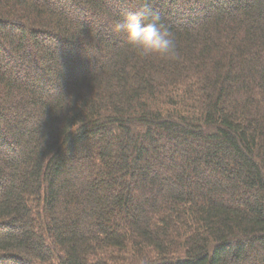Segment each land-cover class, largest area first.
I'll return each mask as SVG.
<instances>
[{"label": "trees", "instance_id": "16d2710c", "mask_svg": "<svg viewBox=\"0 0 264 264\" xmlns=\"http://www.w3.org/2000/svg\"><path fill=\"white\" fill-rule=\"evenodd\" d=\"M139 2L0 0V264H264V0Z\"/></svg>", "mask_w": 264, "mask_h": 264}, {"label": "clouds", "instance_id": "9594fccd", "mask_svg": "<svg viewBox=\"0 0 264 264\" xmlns=\"http://www.w3.org/2000/svg\"><path fill=\"white\" fill-rule=\"evenodd\" d=\"M112 31L122 34L124 42L144 57L173 58L176 46L152 0L139 4L123 13L111 24Z\"/></svg>", "mask_w": 264, "mask_h": 264}, {"label": "rangeland", "instance_id": "374dc122", "mask_svg": "<svg viewBox=\"0 0 264 264\" xmlns=\"http://www.w3.org/2000/svg\"><path fill=\"white\" fill-rule=\"evenodd\" d=\"M63 3H66V1H64ZM11 70H12V73H19V75H20V71H18L17 69H16V67H15V65L13 64V67H11ZM177 90H178V94H179V96H183V95H185V94H187L188 93V89L185 87V84H184V82L183 81H181L180 82V86L177 88ZM59 92V89L57 90H55L54 91V93H56V92ZM177 99V98H176Z\"/></svg>", "mask_w": 264, "mask_h": 264}]
</instances>
